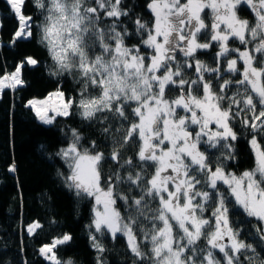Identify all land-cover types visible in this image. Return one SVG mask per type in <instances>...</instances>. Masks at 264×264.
Here are the masks:
<instances>
[{
  "label": "snow or ice",
  "instance_id": "1",
  "mask_svg": "<svg viewBox=\"0 0 264 264\" xmlns=\"http://www.w3.org/2000/svg\"><path fill=\"white\" fill-rule=\"evenodd\" d=\"M6 2L19 21L12 43L31 39L24 0ZM35 3L47 13L36 27L55 65L50 75L67 73L83 83L78 98L57 88L25 107L46 125L71 118L75 109L97 126L98 138L87 146V137L71 128V142L56 153L69 169L67 176L58 173L66 186L94 201L89 229L101 235L106 230L113 240L123 236L133 264H264L257 252L264 246V0H148L151 22L133 19L135 5L127 0ZM241 5L254 22L240 18ZM136 36L138 43H126ZM232 41L241 47H229ZM215 45L216 67H210L197 56ZM39 63L25 57L15 71L0 76V91L23 87V68ZM193 68L194 78H188ZM93 90L98 94L91 95ZM169 92L178 95L170 98ZM237 125L250 134L254 160L239 175L225 164L237 158ZM105 142L107 152L100 149ZM130 145L138 150L125 158ZM213 152L220 153L214 161ZM9 171H16L15 164ZM145 222L150 227L138 228ZM41 227L34 221L27 232ZM72 239L69 233L54 237L39 247V255L49 264H73L56 254ZM90 239L102 254L96 235ZM97 264H105L102 255Z\"/></svg>",
  "mask_w": 264,
  "mask_h": 264
},
{
  "label": "trees",
  "instance_id": "2",
  "mask_svg": "<svg viewBox=\"0 0 264 264\" xmlns=\"http://www.w3.org/2000/svg\"><path fill=\"white\" fill-rule=\"evenodd\" d=\"M135 5L134 16H140L144 21L151 22L153 17L147 8L148 0H127ZM208 9L204 15H207ZM22 12L32 17L34 35L31 39H19L12 43L14 33L19 28L18 18L13 13L6 0H0V75L15 70L16 65L27 56L40 61L36 66L26 65L23 70L25 85L17 90L4 89L0 92V264H49L39 255L38 249L44 243H50L54 237L69 233L73 239L68 245L57 249V256L63 260H72L73 264H97V256L102 255L105 264H131L132 254L127 250L123 236L113 240L111 235H101L94 229H89L92 220V199L77 196L70 190L61 175L69 174V169L63 160L56 155L57 151L71 142V128L78 129L88 140L97 139V126L81 119L77 110L71 118L57 117L51 125L40 122L34 112L25 107L32 97H43L50 91H64L68 96H77L82 81L67 73L59 76L50 75L55 70L47 49L39 43L37 24L43 21L46 11L36 7L35 0H24ZM238 14L245 19L254 21L246 5H241ZM208 16V15H207ZM207 21L210 18L205 17ZM211 22V20H210ZM139 37L126 40L128 45L139 42ZM209 36L201 37L205 42ZM240 45L239 41H232ZM216 45L210 50L199 54L197 58L210 67H216ZM225 64V61H224ZM195 69L187 71L188 78H194ZM207 75V74H206ZM78 77V74H75ZM215 80V77H211ZM226 75L224 79H228ZM239 78V77H237ZM223 81H217L222 83ZM98 90L91 91L97 95ZM202 94V93H201ZM178 92H169L174 98ZM131 117V108L127 109ZM131 122V118L129 123ZM127 127V125H124ZM239 140L235 142L237 158L225 161L228 171L241 172L254 166L253 155L248 144L251 138L247 130L237 125ZM264 143V141H262ZM110 142L100 145V149L109 151ZM138 145L129 146L124 157L135 156ZM220 155L213 152L212 158ZM15 164L16 171L9 168ZM110 162L104 170L107 173ZM153 168L148 169L150 175ZM122 190H127L121 186ZM157 206L156 204L153 207ZM121 214L127 216L123 202L117 204ZM211 215V208L206 216ZM239 219V217H233ZM38 221L42 227L33 235H29L27 227ZM252 224H256L253 220ZM139 227H150L146 222ZM251 227V226H249ZM95 234L105 251L100 254L92 247L90 235ZM142 239V233H138ZM247 243H254L255 237L242 236ZM203 243V242H202ZM257 252L264 255V246H258Z\"/></svg>",
  "mask_w": 264,
  "mask_h": 264
},
{
  "label": "rangeland",
  "instance_id": "3",
  "mask_svg": "<svg viewBox=\"0 0 264 264\" xmlns=\"http://www.w3.org/2000/svg\"><path fill=\"white\" fill-rule=\"evenodd\" d=\"M203 15H204V14H203ZM207 15H208V16H207ZM207 15H204V19H205V17H208V18H210V20H211V11H210V10L208 11ZM238 15H239V14H238ZM239 16H240L241 19H245L244 17H241V15H239ZM210 20L207 21V20L205 19V23L208 24L209 26L211 25V22H212V21L210 22ZM252 22H254V21H252ZM209 39H210V35H209ZM216 47H217V49L219 50V46L216 45ZM229 47L237 48V47H241V45L238 46V45H235V44H233V43H230V44H229ZM218 50H217V51H218ZM229 58L231 59V58H233V56L230 55ZM226 63H227V61H225V66H226ZM14 71H15V70H14ZM12 72H13V71H12ZM10 73H11V72H10ZM3 75H4V74H3ZM0 76H2V75H0ZM54 91H56V90H53V91H50V92H54ZM0 92H1V91H0ZM50 92H49V93H50ZM49 93H48V94H49ZM48 94L45 95V96H43V97H32V98H30V99L35 98V99H41V100H42V99H44L46 96H48ZM181 114H182V113H181ZM40 122H41V121H40ZM202 150H203V149H202ZM242 172H243V171H241V172H236V173H237V175H239V174L242 173ZM93 203H94V201L92 200V207H93ZM31 224H32V223H31ZM218 258H221V259H222V257H219V256H218ZM131 264H133V263H131Z\"/></svg>",
  "mask_w": 264,
  "mask_h": 264
}]
</instances>
